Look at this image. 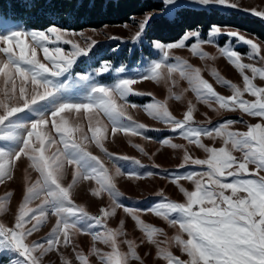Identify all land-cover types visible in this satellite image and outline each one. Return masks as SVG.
Returning a JSON list of instances; mask_svg holds the SVG:
<instances>
[{
  "label": "snow or ice",
  "instance_id": "6c2138e0",
  "mask_svg": "<svg viewBox=\"0 0 264 264\" xmlns=\"http://www.w3.org/2000/svg\"><path fill=\"white\" fill-rule=\"evenodd\" d=\"M161 3L168 6L164 19L179 16L197 5L224 6L264 18V9L241 8L238 0H161ZM158 15L149 12L142 20L132 18L138 24L132 41L142 42ZM92 32L98 34L96 29ZM207 35L209 39H201V32L193 29L184 32L175 42L153 41L151 47L159 58L147 62L142 71L124 64L114 66L110 59H103L90 71L74 73L78 61L89 65L95 62V55L90 53H94L99 41L92 36L56 24L44 29L0 28V184L14 178L16 162L22 157L37 173L32 181L26 170L23 199L14 223L9 226L0 222V264L3 258L9 264H41L45 254L69 246L79 264H90L91 255H96L100 264H131L133 260H140L135 241L120 240L126 235L124 222L120 221L117 228L107 224L118 208L132 218L146 241L156 246L157 258L164 259L166 264H264V86L255 83L257 78L264 81V66L244 63L243 54L233 47V42L247 45L248 57H259L261 64H264V55L260 54V44L237 30L213 24ZM224 36L229 41L218 47V54L238 71L243 86L227 80L215 68L211 69V75L217 84L230 89V95L217 92L200 68L172 54L173 49L188 47L194 56L214 61L217 56L206 52L203 45ZM193 39L195 42L189 45L187 42ZM65 46H69L68 50ZM149 80L163 83L169 95L164 101L154 100L144 105L147 115L178 131L189 145H195L207 155L203 159L194 158L185 145L175 144L170 138L161 141L164 146L183 150L179 167L198 165L202 170L170 178L183 195V202L170 200L160 190L157 193L160 201L140 209L120 202L123 193L117 188L116 178L126 176L138 180L155 173L122 171L124 165L117 166L116 162L144 166L135 157L110 152L104 141L108 138L109 124L113 138L122 133L126 137L150 139L148 126L128 112V108L138 107L128 103L129 97L145 95L133 85ZM179 80L187 81L189 87L175 92L173 89L178 87ZM188 91L195 94L197 103L216 113L239 111L257 118V122L248 124L246 131L234 129L237 121L231 118L223 119L214 127H205L195 120L197 107L191 100L187 102L183 118L178 119L169 110L167 100L183 101ZM245 94L255 99H246ZM211 123L208 119V124ZM205 137L220 138L222 144L220 147L206 145ZM129 143L148 155L142 145L131 139ZM89 144H94L104 157L113 161L112 168L89 150ZM237 152L241 154L239 157L235 155ZM69 170L71 181L65 183ZM83 181L94 182L95 186L89 188L93 197L102 198L106 193L111 201L109 206L100 207L99 215L89 213L73 199V191ZM181 181L190 182L193 188H185ZM11 196L8 192L0 197V212L8 210ZM35 200L40 203L30 207ZM148 212L177 229L175 234L168 237L164 229L145 222L141 213ZM49 215L56 220L48 235L29 241ZM94 226L102 231H94ZM79 234L92 236L93 245L87 254L77 250L75 239ZM161 236L165 237V247H161ZM96 242L107 245L110 251L97 248ZM121 243L127 245V251L121 250ZM172 246L178 247L188 259L176 256L170 250ZM62 260L63 264H72L63 256Z\"/></svg>",
  "mask_w": 264,
  "mask_h": 264
},
{
  "label": "rangeland",
  "instance_id": "374dc122",
  "mask_svg": "<svg viewBox=\"0 0 264 264\" xmlns=\"http://www.w3.org/2000/svg\"><path fill=\"white\" fill-rule=\"evenodd\" d=\"M161 1V0H160ZM238 3L241 8H252L257 7L259 9H264V0H238ZM168 6L163 5V13H165ZM193 8H216L224 11L234 10L224 6H195ZM160 13L156 10H151L146 12ZM243 14L241 11H238ZM139 15L136 17L135 21L142 20L144 15ZM254 16L252 14H248ZM171 18V17H169ZM264 21V18H259ZM127 24V26H125ZM222 28H229L231 30H237L242 35H244L247 39L253 40L255 43L261 45V55H264V41L260 40L253 33L231 27V26H221ZM0 28H27V29H37L33 27H29L24 24V22L20 19L11 18L10 16L3 15L0 11ZM92 29H96L98 34H94ZM210 29V28H209ZM201 31V39H209L207 33ZM72 30V29H70ZM193 30V29H192ZM77 32L83 31L86 36H92L94 39L99 41L98 46L94 49V53H90V55H95V62H91L89 64L80 63L78 61V66L75 67L74 73L76 71L81 70H91L92 68L98 67V62L103 59H110L114 66H120L124 64L128 66L130 69L136 71H142L143 66L152 59H157L158 54L156 50L151 47L153 41H148L145 36L143 37V41H132V36L136 31H138V24L131 21L130 23L124 24H115V25H105L100 28H84L82 30H75ZM120 37L121 39H109V37ZM181 38V37H180ZM179 38V39H180ZM178 40V39H177ZM175 40V41H177ZM172 41V42H175ZM229 41V38L224 37H216L213 43H207L203 45V48L206 52L211 53L217 58L213 60H202L197 56H194L188 47L173 49L172 54L174 56H180L189 61L195 67H198L202 70V75L205 79H207L213 86L216 88V91L223 95H230L231 91L228 87L217 84L213 76L211 75V69L215 68L219 71V73L224 76L227 80L232 81L233 83L243 86V80L238 71L227 61V59L218 54V47L224 46L226 42ZM195 39L187 42L189 45L194 43ZM168 43V42H165ZM81 44H84V41L81 40ZM69 46H65L66 50H68ZM233 47L236 50L240 51L242 55V61L244 63H254L257 66H264L259 61V57L253 56L249 58L248 46L244 44H236L233 42ZM86 59V58H82ZM251 73L249 72V75ZM107 75V74H105ZM113 76H117L118 74L113 73ZM100 79V77H98ZM177 79H179L177 77ZM255 83L257 85L264 86V81H261L259 78L256 79ZM188 83L185 80H179L178 87L174 88L173 91L179 92L182 89L188 88ZM133 88L145 95H131L129 97V104H136L138 107L128 108V112L133 118L137 121L142 122L147 125L149 131L147 135L150 139L145 140L142 137H126L122 133H117L113 138L111 134V125H108V138L104 141L105 147L112 153L117 155H128L130 157H135L140 160L141 164L144 167H139L137 165H133L128 161H118L117 166L124 165L122 171L127 169H135L138 172L144 173L147 171L154 172L155 175L148 178H141L138 180L128 179L126 176H118L116 178L117 188L123 193V196L120 198V202L124 205L146 209L154 206L158 201L161 200V196L157 195L160 190H163V196L169 198L172 201L183 202L184 197L179 192L178 187L170 182V178L176 174H183L188 171H201L202 166L198 165H189L183 168L179 167L182 164L183 158V150L173 149L169 146L162 145L161 141L164 139L170 138L173 143L185 145L188 148L189 153L194 158H206V153L197 148L195 145H189L188 142L183 139V137L179 134L178 131L174 132L170 129L168 125H166L162 121H158L152 119L147 115L144 111L143 106L149 103H153L154 100L164 101L166 97H168L169 93L167 87L161 83L157 84L153 81H143L133 85ZM151 93L152 96L147 95ZM245 98L252 100L254 97L245 94ZM191 100L196 104L197 111L194 113L195 120L198 122H202L205 127H214L218 122L222 121L225 118H231L236 120L237 122L233 125L234 129H239L241 131L247 130L248 124H254L257 122V118L249 117L246 114H243L239 111L237 112H220L216 113L209 109L203 103H197L195 94L191 91H188L185 94V98L183 101H177L176 99H168L167 106L169 110L172 112L174 116L178 119L183 118V113L187 109V102ZM206 114V115H205ZM242 117V120L240 119ZM208 119L212 121L211 124H208ZM105 123L107 121L105 120ZM153 129H160V131H154ZM129 139L133 143L140 144L144 147L145 151L148 155H143L136 148L129 143ZM7 144V142H2ZM203 143L209 146L220 147L222 144V140L217 138L216 140L209 139L207 137L203 138ZM56 146H53L52 150H55ZM89 150L92 151L95 155L101 156V158L105 161L106 165L109 168H112L113 161H109L100 150L94 145H88ZM154 154V155H153ZM236 156H240L239 152L235 153ZM16 167L14 169V178L10 181H5L4 184H0V197H3L6 193L11 192L12 196L8 203V210L6 212H0V222H3L9 226L14 223L15 214L18 211V207L23 199V194L25 190V175L27 170V175L30 176L31 180L34 181L37 177V173L30 169L28 166V161L26 158L22 157L19 161L16 162ZM155 165H159V168H156ZM163 170H167L165 173ZM71 181V170H69L65 183ZM185 188L191 190L193 185L188 181H181ZM94 182L83 181L78 184L73 191V199L76 204H82L86 207L87 211L93 215H99V209L101 206H109L111 201L109 200L108 195L103 194L102 198L93 197L89 188L93 187ZM40 203L39 200H35L30 204V207H36ZM141 218L154 226L160 227L164 229L167 233L168 237H171L175 234L177 229L169 227L167 222L162 218L156 217L153 213H141ZM56 218L54 216L49 215L47 222L37 231L32 234L28 239L29 241L33 240H41L46 237L48 233L51 231L53 226L55 225ZM120 221L124 222V230L126 232L125 236L120 237L121 241L124 240H132L137 244V252L140 256V260H133L131 264H166V261L162 258H157V248L155 245L150 244L146 241V238L141 230H139L132 220V218L126 214L122 208H118L115 216L108 218L107 224L111 228H117L120 224ZM94 231H102L94 226ZM186 238V237H185ZM161 241V247H165L163 241L165 237H159ZM141 241H144L141 243ZM75 244L77 246V250L83 251L84 253H89L93 240L90 234H79L75 239ZM95 246L101 249L104 252L110 251V248L103 244L102 242H96ZM122 251H127V245L121 243L120 245ZM170 250L181 259H188L186 254H182L181 250L172 246ZM63 258L72 261V264H79V262L75 258V253L72 250V247H61L60 251H52L45 254L41 258V264H63ZM13 259H19V257H14ZM90 264H100V260L96 255H91L89 257ZM2 264H9L7 258H3Z\"/></svg>",
  "mask_w": 264,
  "mask_h": 264
},
{
  "label": "trees",
  "instance_id": "16d2710c",
  "mask_svg": "<svg viewBox=\"0 0 264 264\" xmlns=\"http://www.w3.org/2000/svg\"><path fill=\"white\" fill-rule=\"evenodd\" d=\"M151 10L160 13L145 35L148 41L172 42L188 30L206 32L213 24L235 27L264 41V21L237 10L191 8L179 16L164 19L160 0H0L3 15L20 19L37 29L50 24L72 30L100 28L130 23L132 18Z\"/></svg>",
  "mask_w": 264,
  "mask_h": 264
}]
</instances>
